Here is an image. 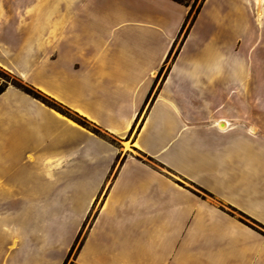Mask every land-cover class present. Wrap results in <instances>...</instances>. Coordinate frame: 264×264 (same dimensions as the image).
<instances>
[{
	"label": "crops",
	"instance_id": "0c3cea01",
	"mask_svg": "<svg viewBox=\"0 0 264 264\" xmlns=\"http://www.w3.org/2000/svg\"><path fill=\"white\" fill-rule=\"evenodd\" d=\"M190 11L0 0V68L92 127L0 93V264L85 230L77 264H264V0H204L176 49Z\"/></svg>",
	"mask_w": 264,
	"mask_h": 264
},
{
	"label": "rangeland",
	"instance_id": "374dc122",
	"mask_svg": "<svg viewBox=\"0 0 264 264\" xmlns=\"http://www.w3.org/2000/svg\"><path fill=\"white\" fill-rule=\"evenodd\" d=\"M202 3V0H197L195 4L191 3V7H192V16L190 18V20L188 21V25L187 27L189 26L190 22H191V19L192 17L195 15L197 9L199 8L200 4ZM194 7V8H193ZM187 27L183 30V34L182 36L180 37V40L178 41V44L176 46V49L179 47L180 45V42L184 36V34L186 33V30H187ZM174 57V54H172V58ZM171 61V60H170ZM170 63V62H169ZM169 63H168V66H169ZM168 66H166L164 68V70L162 71V76L161 78L164 77L165 73L167 72V69H168ZM25 85L24 83H22L18 78H16L15 76H13L12 74H10L9 72L3 70L0 68V88L1 87H5V86H14V85ZM27 86V85H25ZM15 87V86H14ZM28 87V86H27ZM17 88V87H16ZM30 88V87H29ZM59 108V107H58ZM63 111H65L64 109H62ZM68 114H70L72 117H75L77 119L78 122L74 121L75 123L83 126V127H88V128H91L92 127L88 124H86L84 121L80 120L79 118H77L76 116L72 115L71 113L68 112ZM70 119V118H69ZM23 186V183L20 184ZM94 216V214L92 215ZM20 218H22L21 216H18V227H20L18 230H17V254L18 255H24L26 254V250L30 251V242L32 239L36 238L37 236L35 235L37 232H34L30 229H26L24 227V225H22V220H20ZM89 225V223H88ZM254 229H256L257 231L261 232L258 228L254 227ZM86 231V230H85ZM85 231L84 232H81V236L77 242V244L74 246V248L72 249L71 253L69 254L68 258L66 259L65 263L64 264H77L76 261H75V255L78 251V249L80 248V245L82 243V240L84 238V234H85ZM262 233V232H261ZM2 235L3 236H0V242L1 243H6L5 245H1L0 246V260L3 259L4 255H7L8 254V251H9V247L7 245V240L9 238V232L8 230H6L5 232H2ZM29 240V241H28Z\"/></svg>",
	"mask_w": 264,
	"mask_h": 264
},
{
	"label": "trees",
	"instance_id": "16d2710c",
	"mask_svg": "<svg viewBox=\"0 0 264 264\" xmlns=\"http://www.w3.org/2000/svg\"><path fill=\"white\" fill-rule=\"evenodd\" d=\"M172 1H174V2H176V3H179V4H182V5H185V6H190L191 3L195 4L197 0H195V1H193V2H191V0H172ZM203 1H204V0H202V3H203ZM202 3L200 4L199 8L197 9L195 15L192 17L191 22H190V24H189L188 27H190V26L194 23V21H195V19H196V16H197V14L199 13V10H200V8H201V6H202ZM193 8H194V7H193ZM192 10H193V9H192V7H191L190 14H189V16H188V19H187V21H186V23H185L183 29H185V28L187 27V25H188V21L190 20V18H191V16H192V15H191V14H192ZM14 86L17 87L18 89L22 90L23 92L27 93L28 95L34 97L35 99L41 101L42 103L46 104V105L49 106L50 108H52V109L56 110L57 112L61 113L62 115H64V116H66V117H68V118H70V119H73L74 121L78 122L77 119H76L75 117H72L70 114H68L67 111H63V110H62L63 108H61L60 106H58L56 103L50 101L48 98L42 96V95L39 94L38 92H35V91L32 90L31 88H29V87H27V86H25V85H17V84L14 85ZM5 88H6V86H5V87H1V88H0V93H2V92L4 91ZM58 107H59V108H58ZM81 234H82V233H80V236H81ZM79 238H80V237H79ZM79 238H78V240H79ZM78 240H77V242H78Z\"/></svg>",
	"mask_w": 264,
	"mask_h": 264
}]
</instances>
